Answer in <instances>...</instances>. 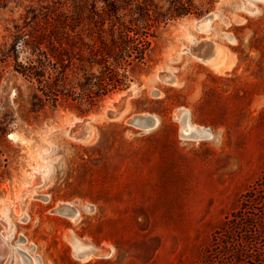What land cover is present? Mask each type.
<instances>
[{"label": "rangeland", "instance_id": "obj_1", "mask_svg": "<svg viewBox=\"0 0 264 264\" xmlns=\"http://www.w3.org/2000/svg\"><path fill=\"white\" fill-rule=\"evenodd\" d=\"M95 1L82 0L86 15L103 5ZM153 1L164 10L171 0ZM190 1L199 14L153 29L147 72L78 115L64 103L32 111L30 84L7 55L35 21L72 0H0L6 250L17 249L29 264H200L249 192L248 210L264 232V0ZM121 105L124 111L108 116ZM146 114L154 125L131 123ZM83 119L91 129L79 139L71 129ZM73 238L111 253L81 258ZM254 245L260 256L238 264H264V239Z\"/></svg>", "mask_w": 264, "mask_h": 264}, {"label": "trees", "instance_id": "obj_2", "mask_svg": "<svg viewBox=\"0 0 264 264\" xmlns=\"http://www.w3.org/2000/svg\"><path fill=\"white\" fill-rule=\"evenodd\" d=\"M101 1L90 16L82 0H72L66 9L35 21L8 50L13 70L30 84L32 111L62 103L78 115L95 110L104 98L129 87L134 75L147 72L155 27L199 14L190 0H171L164 10L153 0ZM254 200L249 192L214 232L200 264H238L260 256L253 247L264 239L263 225L247 206ZM235 229H243L240 238L235 239ZM220 254L229 257L227 263L215 259Z\"/></svg>", "mask_w": 264, "mask_h": 264}, {"label": "water", "instance_id": "obj_3", "mask_svg": "<svg viewBox=\"0 0 264 264\" xmlns=\"http://www.w3.org/2000/svg\"><path fill=\"white\" fill-rule=\"evenodd\" d=\"M227 55H226L227 58L231 57V54L228 53ZM161 77L163 79H167L170 81L172 80V76L169 73H164ZM121 108H122V105L117 106L115 111H113V110L108 111L107 112L108 116L116 117L118 115V112L121 110ZM130 121H131V123H135L136 125H141L142 127H149V126L154 125L155 118L151 115H148V114H146V115H135V116L131 117ZM90 129H91V126L87 123V119H83L82 121L75 123V125L71 129V133H72V135H74L75 137H77L79 139H86L88 137V131ZM73 240L75 243V247L77 249V255H79V257H81V258L86 256L89 251L92 255L98 256V257L106 256V255H109L111 253V251L109 249H106L103 246L96 247L90 243L83 242L79 239L73 238ZM82 245L88 246L89 250L80 248V246H82Z\"/></svg>", "mask_w": 264, "mask_h": 264}, {"label": "bare ground", "instance_id": "obj_4", "mask_svg": "<svg viewBox=\"0 0 264 264\" xmlns=\"http://www.w3.org/2000/svg\"><path fill=\"white\" fill-rule=\"evenodd\" d=\"M205 48V47H204ZM201 52V51H200ZM224 63V61L223 62H221L220 64H219V66H221L222 64ZM130 91H125V92H123L122 91V94H124V95H126V97L127 96H129L130 95ZM125 97V98H126ZM115 98L116 99H118L119 98V95L117 94V95H115ZM127 99V98H126ZM115 100V99H114ZM118 101V100H117ZM111 102V101H110ZM125 106V105H124ZM122 111H124V110H122ZM122 111H120V112H118L119 114L122 112ZM121 116V115H120ZM0 264H3V261H4V259L5 258H7L8 260L10 259V264H13V262L15 263V264H29V263H27L26 262V260L24 259V256L27 258V256L25 255V254H23V253H21V252H19L17 249H12V250H6L5 248H4V240H0ZM82 247H85L84 245H82V246H80V248H82ZM83 249V248H82ZM17 253V254H16ZM8 254V255H7ZM31 263V262H30Z\"/></svg>", "mask_w": 264, "mask_h": 264}, {"label": "crops", "instance_id": "obj_5", "mask_svg": "<svg viewBox=\"0 0 264 264\" xmlns=\"http://www.w3.org/2000/svg\"><path fill=\"white\" fill-rule=\"evenodd\" d=\"M231 60H232V57H231ZM233 61V60H232Z\"/></svg>", "mask_w": 264, "mask_h": 264}]
</instances>
